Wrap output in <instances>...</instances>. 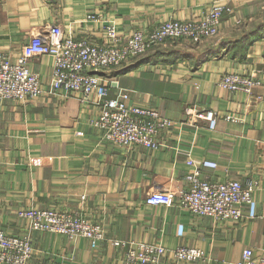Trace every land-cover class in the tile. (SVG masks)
Returning a JSON list of instances; mask_svg holds the SVG:
<instances>
[{"label":"crops","instance_id":"crops-1","mask_svg":"<svg viewBox=\"0 0 264 264\" xmlns=\"http://www.w3.org/2000/svg\"><path fill=\"white\" fill-rule=\"evenodd\" d=\"M213 1L0 0V51L14 60L32 35L51 24L102 42L109 21L126 35L170 18L202 17ZM221 1L234 12L224 15L217 37L155 47L107 73L109 97L125 92L129 105L153 107L175 121L158 149L107 141L92 124L98 104L82 101L80 92L0 100V229L30 233L33 262L123 264L128 245L113 239L204 250L203 258L186 264H236L246 248L264 256V33L244 39L264 22V0ZM89 12L101 18L86 20ZM30 66L49 87L54 57H35ZM226 72L260 83L251 94L225 89L219 80ZM206 109L219 115L215 129L204 119L192 122V113ZM195 167L209 180L257 181L241 220L216 221L147 202L154 191L187 188ZM30 207L80 212L100 223L106 238L93 247L86 237L30 231L19 215Z\"/></svg>","mask_w":264,"mask_h":264},{"label":"built area","instance_id":"built-area-1","mask_svg":"<svg viewBox=\"0 0 264 264\" xmlns=\"http://www.w3.org/2000/svg\"><path fill=\"white\" fill-rule=\"evenodd\" d=\"M232 12L234 9L230 3L214 0L202 17L170 18L150 29H135L126 35L120 34L109 21L105 25L107 39L102 42L78 37L61 24H51L32 35L14 60L8 52L0 51V100H26L44 94L80 92L82 101L98 104L99 114L92 124L102 130L107 141L128 147L142 145L158 149L167 133L176 126L175 121L153 107L129 105L125 92L119 91L116 96L109 97L111 82L106 78L107 73L155 47L166 48L184 40L200 43L217 37L224 15ZM85 18L99 20L101 17L89 12ZM42 55L54 57L49 87L44 86L39 74L30 66L31 59ZM259 83V80L237 72H226L219 80L225 89L248 94ZM192 111L188 109L189 114ZM192 115V122L204 119L210 129L216 128L219 115L215 110L206 109ZM226 118L235 119V116L226 115ZM189 163L194 161L189 160ZM187 180V188L154 191L147 202L187 208L193 214L211 216L216 221L236 222L244 217L243 205L252 202L257 189L254 178L248 179L246 184L240 179L209 180L201 176L197 167L188 173ZM19 215L28 220L30 231L62 233L73 239L86 237L93 247L106 238L100 223L75 211L30 207L20 210ZM112 242L128 245L123 264H186L205 256L204 250L195 246L182 245L169 250L147 241L113 239ZM33 253L30 233L11 235L0 229V264H58L33 262ZM236 264H264V256H255L251 248H246Z\"/></svg>","mask_w":264,"mask_h":264},{"label":"trees","instance_id":"trees-1","mask_svg":"<svg viewBox=\"0 0 264 264\" xmlns=\"http://www.w3.org/2000/svg\"><path fill=\"white\" fill-rule=\"evenodd\" d=\"M263 33H264V22L257 24L256 26L252 27L251 30L246 32L244 39L245 38H249V40L256 39L258 36L262 35Z\"/></svg>","mask_w":264,"mask_h":264},{"label":"rangeland","instance_id":"rangeland-1","mask_svg":"<svg viewBox=\"0 0 264 264\" xmlns=\"http://www.w3.org/2000/svg\"><path fill=\"white\" fill-rule=\"evenodd\" d=\"M159 48V47H158ZM32 208H36V209H61V208H56V207H48V208H37V207H32ZM63 210H67V209H63ZM70 211V210H69ZM80 213V212H77ZM82 214V213H81ZM84 215V214H83ZM89 219V218H88Z\"/></svg>","mask_w":264,"mask_h":264}]
</instances>
